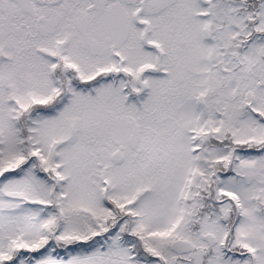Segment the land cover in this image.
Returning a JSON list of instances; mask_svg holds the SVG:
<instances>
[{
    "label": "rangeland",
    "instance_id": "rangeland-1",
    "mask_svg": "<svg viewBox=\"0 0 264 264\" xmlns=\"http://www.w3.org/2000/svg\"><path fill=\"white\" fill-rule=\"evenodd\" d=\"M216 5L214 0H133L126 5L133 19L118 53L135 76L138 99L124 101L119 80L117 87L103 89L115 92L111 115L100 105L97 115L91 113L95 105L86 100L87 93L72 89V97L57 111L34 117V150L53 177L38 173L30 160L21 175L0 184V264H160L136 259L121 236L124 222L108 230L113 225L106 197L119 205L130 203L137 227L145 228L146 246L171 264H193L192 254L179 257L172 250L176 239L199 249L211 244L202 234L212 233L218 246L226 231L222 215L232 210L234 216L243 211L238 228L247 225L264 245V151L257 156L241 151L264 133V122L256 117L257 111L264 114V38L239 54L242 71L232 72L229 60L225 70L219 62L215 67L213 56L219 60L221 47L230 45L227 35L235 40L228 50L236 52L244 21L242 15L233 17L232 3L220 9L223 15L213 11ZM208 23L226 29L211 34ZM48 40L28 18L0 8V173L21 158L16 148L18 106L53 91L40 58L34 60L39 63L35 69L31 65L33 51ZM65 48L78 64L79 40L68 39ZM138 77L145 84L142 94ZM126 120L133 122L132 130ZM136 131L131 145L129 133ZM218 144L238 152L234 160L231 155L228 177H215L221 186L218 195L229 200L219 205L220 216L191 231L200 206L189 200L194 193L188 185L210 181L215 163L227 156L219 146L208 150ZM117 153L123 157L115 163ZM104 230L106 240L96 239L88 249L57 253L50 244L55 240L63 249V244Z\"/></svg>",
    "mask_w": 264,
    "mask_h": 264
},
{
    "label": "flooded vegetation",
    "instance_id": "flooded-vegetation-1",
    "mask_svg": "<svg viewBox=\"0 0 264 264\" xmlns=\"http://www.w3.org/2000/svg\"><path fill=\"white\" fill-rule=\"evenodd\" d=\"M132 2L133 0H0L2 11L9 15L18 14L22 18H28L32 26H36L38 30L49 36L47 46L41 44L33 51L31 65L35 69L39 63L34 60L40 58V62L45 64L46 77L49 78L47 84L53 88V91L47 98H33L29 102L45 101L58 95V104L64 105L72 97L74 93L72 89H75L87 93L86 100L93 103V106L95 105L90 111L91 113L97 115L96 111L99 112L97 105H100L106 108L105 115L107 113L111 115L115 92L103 89L117 87L119 80H121L122 86L119 96L124 101L138 99V90L135 93L134 74L122 65V57L119 58L118 53L119 42L125 39L133 19V12L128 15L126 8V5ZM231 3L233 17L238 15L244 17L239 33L240 45L235 47L236 52L233 53L237 55L238 59H232L233 61L230 62L231 52L228 49L234 47L235 40L227 35L230 45L226 48L221 47V58L215 59V54L213 61L215 67L219 62L222 64V70H225L224 62L229 60L228 66H231V70L236 68L234 71H242L244 63L239 61V54L243 53L246 47L255 45L264 38V0H231ZM124 12L126 16H124ZM228 18L229 21L232 20L231 17H226V19ZM224 27L226 25L217 26V29L211 30V34H215V31L219 29L225 30ZM244 31L245 34H243ZM68 39L79 40L82 44V56L78 64L72 63L66 56L65 47ZM225 54L229 55L224 56ZM30 81L28 80V83ZM20 84L24 83L20 82ZM256 113L261 117L264 116L260 111ZM118 114L121 112L116 113L117 117H119ZM127 121H125V126L132 130L133 122L129 120L132 123L130 122L131 124L128 125ZM136 133L137 131L135 135L129 133L133 137L131 145L136 144L134 138ZM228 138L229 135L225 140ZM247 142L253 145L241 150L246 151V154L249 151L250 154L257 156L264 151V133L260 140ZM212 147L214 146H211L209 150ZM220 148L227 152V156L215 164L222 167V169L218 168V172L225 171L223 174L228 177V170L234 164L230 163L231 155L234 160L238 152L231 153L229 146ZM225 159L228 161L227 165L223 163H226ZM212 179L215 178L211 176L210 181ZM241 212L235 216L233 210L225 214L223 218L229 223L222 240L218 246H215L216 240L210 242V245L194 249L191 258L193 264H264L262 237L247 225L242 229L238 228L242 217ZM254 215L253 212L252 216Z\"/></svg>",
    "mask_w": 264,
    "mask_h": 264
},
{
    "label": "trees",
    "instance_id": "trees-1",
    "mask_svg": "<svg viewBox=\"0 0 264 264\" xmlns=\"http://www.w3.org/2000/svg\"><path fill=\"white\" fill-rule=\"evenodd\" d=\"M214 1H217L218 5L213 7V11L217 12L218 14H222V15L223 13L221 12L220 9L223 6L228 7L229 4H231V0H214ZM207 28H208L207 32H209L210 29L212 31L214 29H217V26H215L212 23H208ZM228 55L229 54H225L224 56H228ZM158 56H159L158 59H160L161 56L160 55ZM231 57L233 60L238 59L237 55L233 53L230 54V58ZM235 69L236 68H233L232 72H234ZM133 80L135 81V76ZM135 92H136V89H135ZM58 97H59L58 95H55L54 97H51L49 100H45V101L38 100L36 102L32 101L31 103L29 102L25 106H18V109H17L18 111L15 114V124H16V132H17L16 148L19 151L21 158L17 160V163L14 167H8L1 171L0 184L8 177H16V176L21 175L23 169L28 165L30 160H33L36 163L35 168L38 173H41L47 178L52 179L53 176L50 175L49 170H45L42 166L43 160L41 159L40 154H38V152L34 150L33 128H32L33 125L32 124L34 121V117L37 114H40V113L50 114V113H53L55 110H57L61 106V104H58L59 102ZM256 117L264 122V116L262 117L256 116ZM1 153L2 152L0 149V157H1ZM219 167L220 165L214 166L213 168L214 176L220 175V173L217 172ZM222 175H225V174H222ZM57 185L58 183L56 182L54 190H53L54 192L53 197H52L53 201L56 198L55 193L57 192L56 191ZM189 188H190V191L194 193L192 196L193 199H189V200L194 201L200 206L199 211L195 214V217L191 219L192 226L190 225L189 229L191 231H194V230L198 231V229L201 230L202 228H205L207 224H209V222L211 221L210 219H213L216 216H220L219 205L229 199L227 197H224V196L220 197L218 195V191L221 189V186L217 185L215 181H208L204 184V186L195 185L193 182L188 185V189ZM105 201L108 204V206L112 209V216H111L112 223L110 225H113V226H108V230L114 231L119 222L125 223V227L122 231L121 236L123 239L127 240L130 243L129 245L136 259L144 260L148 262L157 260L158 263L160 264H171L163 256L152 253L150 249L146 246L145 241H144V236H143V234L145 233V228L137 227L136 224H137L138 215L131 208L130 203L119 205L118 203H115L113 199L109 197H106ZM57 212H58L57 216L58 215L61 216V211L57 210ZM57 216L55 219H58ZM222 220L224 221L223 218ZM49 223L56 224L57 220L53 222L49 221ZM107 231L104 230V232L101 231V233L97 232V233L90 234L89 237H87L86 239L77 241L78 243H74V244L67 243V245L63 244L61 245L63 249H60V245L57 242H55V240L50 241V244L51 245L55 244L54 248L56 252L60 250L67 251L70 249L73 252L77 250H84V249L90 248L92 244H94V241L96 239H99V241H102V242L105 241ZM47 237L48 236H46V238ZM49 240H50V237H49ZM180 256L182 255H179V257Z\"/></svg>",
    "mask_w": 264,
    "mask_h": 264
},
{
    "label": "water",
    "instance_id": "water-1",
    "mask_svg": "<svg viewBox=\"0 0 264 264\" xmlns=\"http://www.w3.org/2000/svg\"><path fill=\"white\" fill-rule=\"evenodd\" d=\"M180 81H183L182 77L180 78ZM138 83L141 86L140 92H142L144 90V85L142 84L141 78L138 79ZM127 124L130 125V122H128ZM112 159H113V161L115 163H118V162H120L122 160V155L120 153L119 154L117 153V154H115L112 157ZM204 238L209 240V241H211V242H215L216 241V237L213 234H211V233L205 234ZM171 247L177 253H188L192 249L191 243L188 242L187 240H184V239L175 240L172 243Z\"/></svg>",
    "mask_w": 264,
    "mask_h": 264
}]
</instances>
